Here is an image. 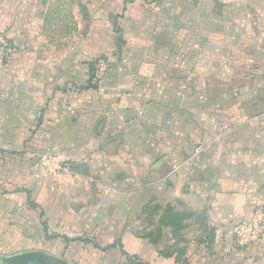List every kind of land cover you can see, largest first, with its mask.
Returning a JSON list of instances; mask_svg holds the SVG:
<instances>
[{
    "label": "crops",
    "instance_id": "crops-1",
    "mask_svg": "<svg viewBox=\"0 0 264 264\" xmlns=\"http://www.w3.org/2000/svg\"><path fill=\"white\" fill-rule=\"evenodd\" d=\"M34 4L0 0V257L117 264L106 238L148 264H264V236L233 234L264 207V127L229 89L264 70V0H116L82 35ZM142 209L166 241L126 238Z\"/></svg>",
    "mask_w": 264,
    "mask_h": 264
},
{
    "label": "rangeland",
    "instance_id": "rangeland-1",
    "mask_svg": "<svg viewBox=\"0 0 264 264\" xmlns=\"http://www.w3.org/2000/svg\"><path fill=\"white\" fill-rule=\"evenodd\" d=\"M34 6H36V11L41 14V16L45 17L46 24H53L55 25V29L57 26H59V29L61 31H69L74 29L78 35L84 34L88 27L91 24L98 25L100 22L99 20L104 17H110L111 14L115 13V6H116V0H34ZM6 55V54H5ZM4 55V57H5ZM264 70L263 68L259 69L257 66L252 67L250 69H245L244 71H239L237 73V79L236 82L231 86L230 90H236L237 94L242 95V103H240V106L248 113L249 116L256 118V121L260 122L261 125L264 127ZM163 192H157L158 199H163ZM149 196V192H146L145 195H142L144 197V200L147 199ZM143 200V201H144ZM142 201V202H143ZM161 209V208H160ZM185 209V208H184ZM158 210V209H157ZM186 211L188 209H185ZM142 214L139 216L140 221L146 228L141 229L139 231H130L125 232L126 238L131 240V234L134 235L136 238H141L142 240H145L144 238H150L153 239H159L162 237V241H166L165 235L162 234V232L159 230V225L157 221V216H150L148 214V210L142 209ZM188 219V218H186ZM155 222L151 229H149L150 224ZM159 220V219H158ZM193 221V219H191ZM190 224L187 225V230L183 231L182 233L178 232L177 234H186L187 237L196 238L197 236L200 237L201 234L204 232L192 230L194 227ZM197 223V222H195ZM152 225V224H151ZM99 235V234H98ZM97 233H94V235L91 236V238H98L99 236ZM88 236V235H87ZM177 237V236H176ZM113 238H115L113 236ZM99 240H102L101 242L93 240L96 243H99L98 247H91L92 252L94 255L98 256V254H101L100 256H108L109 258H113L118 261L117 264H148L143 261H138L141 254H144L147 258L151 255V248L149 251V248L147 246H141V252L140 254H136V250H132L130 241H128V247L125 245L119 246V248L116 246L115 243H113V249L110 250H101L100 248H103L106 243V238H100ZM115 240V239H114ZM179 246V245H178ZM168 247L164 246L161 247L162 251L166 254L175 253L178 259L182 258V255H185V248L181 247ZM122 247H126L125 249H121ZM89 248V247H88ZM110 247H106V249H109ZM73 250V254L78 253V247H71ZM71 249H68V254L71 255ZM119 249V250H118ZM122 252H121V251ZM127 250L128 252H126ZM74 251L76 253H74ZM125 256L123 259H119L120 256H122L121 253ZM119 256V257H118ZM180 261V260H179ZM99 264H103V262L100 261ZM113 264H116L113 262Z\"/></svg>",
    "mask_w": 264,
    "mask_h": 264
},
{
    "label": "built area",
    "instance_id": "built-area-1",
    "mask_svg": "<svg viewBox=\"0 0 264 264\" xmlns=\"http://www.w3.org/2000/svg\"><path fill=\"white\" fill-rule=\"evenodd\" d=\"M9 50L6 42L0 38V62ZM236 242L241 246L250 245L264 236V207L258 208L253 214L233 226ZM0 264H3L0 257Z\"/></svg>",
    "mask_w": 264,
    "mask_h": 264
},
{
    "label": "water",
    "instance_id": "water-1",
    "mask_svg": "<svg viewBox=\"0 0 264 264\" xmlns=\"http://www.w3.org/2000/svg\"><path fill=\"white\" fill-rule=\"evenodd\" d=\"M3 264H61V260L41 250H29L4 255Z\"/></svg>",
    "mask_w": 264,
    "mask_h": 264
},
{
    "label": "trees",
    "instance_id": "trees-1",
    "mask_svg": "<svg viewBox=\"0 0 264 264\" xmlns=\"http://www.w3.org/2000/svg\"><path fill=\"white\" fill-rule=\"evenodd\" d=\"M164 218H165V216H164ZM164 218L162 220H164ZM167 219L169 220V222H170V224H171L172 227H176L177 226V224H178L177 221L179 219H177L175 217L173 218V216H168ZM177 231H179V230H174V233L175 232L177 233Z\"/></svg>",
    "mask_w": 264,
    "mask_h": 264
}]
</instances>
